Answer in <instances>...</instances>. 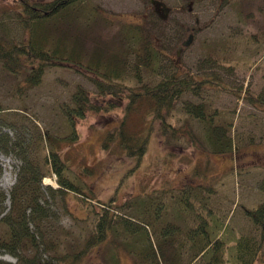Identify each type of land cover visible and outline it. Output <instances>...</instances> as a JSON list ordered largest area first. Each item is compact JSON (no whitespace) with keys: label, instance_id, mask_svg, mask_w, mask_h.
Returning <instances> with one entry per match:
<instances>
[{"label":"rangeland","instance_id":"374dc122","mask_svg":"<svg viewBox=\"0 0 264 264\" xmlns=\"http://www.w3.org/2000/svg\"><path fill=\"white\" fill-rule=\"evenodd\" d=\"M18 1L0 0V27L8 30L7 40L13 42L28 38V30L18 14ZM84 1L110 19L94 28L92 25L85 42L87 51L98 41L114 45L120 42L125 23L141 24L162 51L156 70L137 69L140 81L134 79L136 71L130 58L131 66L121 80L123 84L140 90L144 84L153 86L175 73L185 79L212 78L218 85L208 83L196 92L183 93L165 118L177 128L175 134L170 127L166 130L162 123H155L146 153L134 168V159L116 143L102 147L107 131L118 126L126 101L121 102L110 93L102 100L92 80L67 65L46 67L41 83L24 86L20 93L17 88L22 76L8 73L0 62V106L14 123L6 132L13 140L22 141L27 149L39 134L45 149L50 146L45 139L48 135L58 139L66 174L94 194L84 202L72 193L61 197L46 189L58 187L57 176L44 177L42 206L48 216L40 225L42 232L46 228L44 236L56 239L62 247L67 241L84 238L92 229L93 209L101 210L116 192L111 203L117 221L119 216L133 214L132 205L145 203L150 196L163 200L159 213L183 231L194 225V213L201 212L199 204L206 203L230 227L260 237L261 230L252 224L246 210L264 201V191L259 187L264 177V108L245 101L236 92L248 89L255 94L264 93V0H159L170 8L168 12L164 7L156 9L150 0ZM190 35V44L184 46ZM79 86L102 108L110 102L120 104L99 112L88 111L78 118V137L68 141L65 138L72 127L65 108L72 107L71 97ZM96 96L100 99L96 100ZM198 103L204 104L206 115L211 114L208 118L213 122H231L226 134L233 141L234 152L213 153L209 149L204 122L186 111L188 105ZM20 164L14 154L0 153V191L8 193ZM85 169L92 173L87 174ZM144 194L149 195L148 199H142ZM181 195L188 196L193 210L182 211ZM3 229L0 224V232ZM259 240L261 253L256 264H264V238ZM105 251V245L94 248L79 264H112ZM47 253L42 257L46 259ZM117 255L116 264H133L123 250ZM0 258L16 261L7 253Z\"/></svg>","mask_w":264,"mask_h":264},{"label":"trees","instance_id":"16d2710c","mask_svg":"<svg viewBox=\"0 0 264 264\" xmlns=\"http://www.w3.org/2000/svg\"><path fill=\"white\" fill-rule=\"evenodd\" d=\"M18 5L21 24L28 30V38L19 42L8 41V30L0 27V62L8 73L22 76L18 91L21 93L24 86L39 85L46 67L67 65L90 78L102 100L110 93L121 102L126 101L118 126L107 131L102 147L116 143L134 159V168L146 153L155 123H162L166 130L170 127V132L175 134L177 128L165 118L183 93L196 92L207 87L208 83L218 85L212 78L185 79L175 73L153 86L144 84L140 90L123 84L121 80L125 79L124 74L131 65L136 71L134 79L140 81L137 69L145 67L154 71L160 62L162 51L141 24L125 23L121 28L120 42L114 45L98 41L87 51L85 42L91 30L110 21L92 5L84 0H19ZM236 94L264 108V93L255 94L247 89ZM99 96L95 99L99 100ZM91 99L80 86L72 94V107L65 108L72 127L66 140L77 139L75 122L88 111L99 112L120 104L110 102L102 108ZM186 111L204 122L205 141L213 153L234 152L233 141L226 134L230 121L226 125L213 122L202 103L188 105ZM7 116L0 106V153L14 154L21 164L8 193L0 191V224L4 226L0 232V255L10 254L16 261L12 263L0 258V264H79L92 249L101 245H105L107 258L112 264L118 262L117 253L121 250L132 258L133 264H256L259 260V238H264V201L254 209L246 210L252 224L261 230L260 237H256V234L241 233L230 227L229 222L206 203L199 204L201 212L194 213V225L183 231L176 222L159 213L163 200H153L146 194L142 199L148 196L150 199L147 198L145 203L134 202V213L119 216L117 221L113 212L115 206L111 203L115 192L101 210L93 209L94 220L88 235L60 246L56 239L44 236L46 228L43 232L40 228L48 218L42 206V189L45 188L42 179L55 174L58 187L52 189L48 186L46 189L59 193L61 197L72 193L84 202L94 194L66 174L67 165L58 151V139L48 135L45 139L50 146L45 149L39 134L29 149L24 148L22 141L13 140L6 132L7 127L14 125ZM138 121L143 123L139 125ZM88 169H85L87 174H91ZM259 187L264 191V177ZM186 196H179L180 208L182 211L193 210V204ZM6 200L9 205L5 206ZM180 219L177 216V220ZM63 233L68 234L64 230ZM46 251L45 259L42 254Z\"/></svg>","mask_w":264,"mask_h":264},{"label":"water","instance_id":"95a60500","mask_svg":"<svg viewBox=\"0 0 264 264\" xmlns=\"http://www.w3.org/2000/svg\"><path fill=\"white\" fill-rule=\"evenodd\" d=\"M150 3L155 7V8H158L159 6H163L164 7V11L165 12H168L170 10L169 7L165 6V4L163 2H160L159 0H150ZM165 17V15H163ZM191 42V35L189 36L188 40L183 42V45L184 46H187L188 44H190Z\"/></svg>","mask_w":264,"mask_h":264},{"label":"flooded vegetation","instance_id":"af4514ba","mask_svg":"<svg viewBox=\"0 0 264 264\" xmlns=\"http://www.w3.org/2000/svg\"><path fill=\"white\" fill-rule=\"evenodd\" d=\"M161 7H163V6H161ZM158 8H160V6ZM158 8H156V9H158Z\"/></svg>","mask_w":264,"mask_h":264}]
</instances>
